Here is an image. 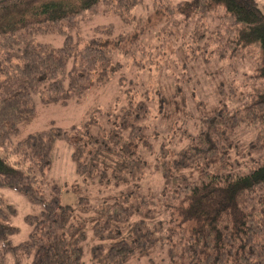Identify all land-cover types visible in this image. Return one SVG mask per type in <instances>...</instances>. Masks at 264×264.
I'll list each match as a JSON object with an SVG mask.
<instances>
[{
    "label": "trees",
    "instance_id": "16d2710c",
    "mask_svg": "<svg viewBox=\"0 0 264 264\" xmlns=\"http://www.w3.org/2000/svg\"><path fill=\"white\" fill-rule=\"evenodd\" d=\"M142 1L0 0V186L41 204L24 216L27 237L13 243L15 209L0 198V264L7 255L11 264H83L87 240L91 264H153L162 249L167 264H264V13L255 0L153 1L147 23L165 14V22L192 24L191 58L209 44L232 66L234 77L221 78L207 104L188 91L185 60L168 64L169 82L149 84L143 72L152 74L158 54L137 40L144 27L116 33L97 24L78 35L86 14L129 23ZM251 47L259 56L246 79L238 61ZM112 81L117 93L79 122L26 130L40 107L80 102ZM153 118L170 133L155 157L157 197L141 183L158 136ZM56 140L70 146L76 177L94 190L89 197L71 183L81 194L75 206L61 203L56 182L43 191Z\"/></svg>",
    "mask_w": 264,
    "mask_h": 264
},
{
    "label": "rangeland",
    "instance_id": "374dc122",
    "mask_svg": "<svg viewBox=\"0 0 264 264\" xmlns=\"http://www.w3.org/2000/svg\"><path fill=\"white\" fill-rule=\"evenodd\" d=\"M154 0H143L141 4L134 8L132 13L131 22L124 23L120 21L116 16L112 14H97L91 15L86 14L85 20L81 21L78 30V35H83L91 30V27L97 24H102L101 27H106L108 25H113L114 31L117 33L125 32L129 33L131 29L138 30L139 27L143 29L146 34L142 36L141 39H137L142 43V45H149V48L155 47L157 50L158 57L153 54L152 64H156V67L153 69L152 74L144 70V77L149 79V84H152V81H167L169 82L171 77H174L175 74H170L168 64H173L178 61H186L188 70L191 72L193 81L188 85V91H194V99H201L205 103L210 104L214 103L217 100V94L215 92L216 83L221 78H230L234 77L232 72V66L227 63L226 60H220L214 50L210 48H203L196 52L193 58L190 48L192 42V24L183 26L180 24H173L171 22H165L167 15L165 14H153L150 16L147 23V18L150 14L153 13ZM176 2L177 0H170ZM257 5L261 8L264 13V0H255ZM217 9L215 11H220ZM148 13V14H146ZM174 18L178 15H173ZM144 23V26H143ZM209 26L217 23V20L211 18V22L207 21ZM146 25V26H145ZM164 27L165 29H163ZM125 30V31H124ZM89 34V33H88ZM87 35V33L85 34ZM205 42V40H201ZM52 43L56 46L61 44V38L56 37L55 41ZM213 46V45H212ZM186 50V51H185ZM183 51L186 53L183 54ZM247 59L242 63V60L238 61V68L240 71H244L246 79L251 75L253 66L255 62L258 61L259 51L256 47H251L247 50ZM121 60L125 61V58L120 56ZM132 71V68L127 64L126 71ZM178 71L176 74H179ZM238 77V78H237ZM237 77L235 78V86L238 92L243 91L244 85H241L239 79V72L237 71ZM115 81V80H114ZM110 82L101 89L92 91V94H88L82 101L77 103H68L66 105L50 104L45 107H40L38 117L31 122L27 127V131H33L36 129L46 127L50 122L61 127H69L74 122H79L83 117L85 111L88 108H91L92 105L103 106L105 105L111 97L117 93L116 82ZM233 82V79H232ZM39 108V106H38ZM155 111V110H153ZM154 124V126H153ZM149 125L152 130L154 129L157 132L156 138H153L151 141L152 153L147 155L149 161L148 168L146 173H144L141 183L145 191H149L157 197L160 192L162 185V178L159 173V169L156 167L155 157L159 154V148L161 141L166 139L167 141L170 138V133L164 131V124L153 118L149 120ZM238 134L241 140L245 141L249 135V132L246 129H239ZM169 148V145H166ZM171 149V147L169 148ZM51 165L46 169L43 175V191L48 195L50 190V184L56 182L60 187L59 197L61 203L70 204L75 206L79 200V196L82 194L81 191L85 192V195L92 196L94 190L90 186L84 187L80 180L76 177L74 173V165L70 157V146L63 140H56L54 146L51 150ZM78 182L80 183V192L73 190L70 187L71 183ZM0 198L5 202L11 204L15 212L10 217L9 222L17 227V232L11 235L10 239L13 243H18L24 240L27 237L30 226L25 222L24 216L27 214H38L41 209V204L35 201H31L22 193L7 187L0 186ZM90 245L91 241L87 240L84 242L83 246V264H91L90 261ZM157 256V257H156ZM154 255L153 264H167L164 250H160L158 255ZM162 257V259H160ZM6 264H11V258L9 255L5 258ZM24 264H26L24 262ZM27 264H31V260ZM138 264H150L149 260L142 259Z\"/></svg>",
    "mask_w": 264,
    "mask_h": 264
}]
</instances>
